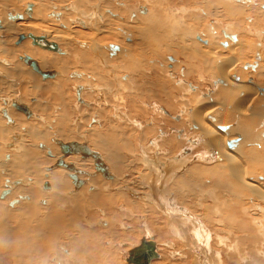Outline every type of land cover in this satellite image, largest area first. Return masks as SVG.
I'll return each mask as SVG.
<instances>
[{
    "label": "bare ground",
    "instance_id": "6f19581e",
    "mask_svg": "<svg viewBox=\"0 0 264 264\" xmlns=\"http://www.w3.org/2000/svg\"><path fill=\"white\" fill-rule=\"evenodd\" d=\"M106 1L108 0L98 1L95 4L94 0V5L91 1L92 5H89V9L90 0H0V63L2 64H0V97H8V99L0 98V187L2 184L4 186V190L0 188L2 189L0 195L1 193L6 195L3 202H0V264H19V262L32 264L34 261L35 264L37 261L41 264H94L92 259L96 257L94 256L96 253L95 250L92 251V246L95 245L89 243L88 237L90 238L91 231L89 232L88 228H92L91 223L96 219L94 216L102 209L105 210V216L115 219L112 220L114 222L110 221L112 225L115 222V224L120 223V218L124 216L146 212L149 213L146 223L152 226L159 224L155 228L160 232V237L166 234L162 233V229H166L167 225L177 231L176 234L180 237L187 235L188 239L179 238L177 243L179 249L180 246L183 249L192 246L186 253L188 261L195 262L193 251L203 264H231L229 263L231 258L238 253H244L243 258L240 256V264L246 262L258 264L259 254L256 259V254L253 256L250 253H258L257 246L264 244V130L257 131L258 126L264 125V32H262L264 4H259L264 0L115 1L121 4L118 5L122 6L120 9H117V6H114L116 9L113 8L110 1L109 3ZM27 3L35 4L31 16L23 15L21 20H7V12L22 13ZM30 5L32 7V4ZM104 8L109 10L105 15ZM197 9H204L210 16H216L215 27L226 21L230 24L224 25L223 29L214 36H211V32L207 29L206 35L210 37L208 39L196 37L197 41L187 40L183 33H178L176 38H170L169 29L165 30L167 16L173 11L198 12ZM50 12L52 16L49 15ZM246 12L248 16H245ZM242 18L250 24V27H254L252 30L256 39H249L251 35L247 37L246 31L242 30V25L245 24ZM98 22L104 26L106 24L107 33ZM78 25L83 28L90 27L93 32L82 31ZM232 25H234L233 32L230 28ZM258 28L261 31L259 35ZM223 30L232 32L233 37ZM194 32L195 29L192 28L191 34ZM18 34L44 37L47 41L55 43L57 50L51 51L35 47L37 45L32 46L29 37L19 45L13 46ZM223 34L227 38L224 39ZM218 35L220 40L216 39ZM9 41L12 44L7 47ZM111 50L118 52L113 56L110 54ZM24 55L35 60L41 71H52L53 77L42 79L39 73L30 67L31 70L18 59ZM178 58L181 60L179 61ZM103 61H105L104 66L100 63ZM120 62L125 64L122 73L117 68ZM181 65L187 67V72L182 73L183 79L176 80L173 73L179 71ZM241 69L247 74L245 79H242L245 74ZM195 72H198L199 79L213 85L214 94L220 93V98L217 94L219 103L214 104L216 98L209 90H207L208 94L198 97L197 94H192L196 89L184 81V77L193 78ZM69 75L73 78L70 79ZM38 78L44 82L48 79L54 80L38 84ZM138 78L141 79L140 82ZM168 79L174 92L184 93L181 98L176 97L169 88H166L169 89L167 91L163 88L168 85L166 84ZM18 83L21 93L12 101L10 97L16 94L12 89ZM69 84L73 86L74 96L80 103L73 99L74 103L77 102L79 105L75 107H88L89 119H93L92 122L95 124L99 122L98 126L89 128L98 138L93 143L90 142L92 145L88 143L92 139L87 142L89 145L81 139L80 141L73 138L69 141L68 138L71 136H64L71 134L65 133L68 130L66 128L68 123L64 122L66 119L59 117L52 127H55L57 134L64 136V139L58 137V140L57 137H52L57 145L54 147L48 143L44 131L39 129L40 122L25 121L22 114L15 113L9 106L11 101V106L13 102L23 105L30 112L28 118L37 116L38 119L42 121L46 119L47 122L50 115L47 114L48 118L46 117L45 109L48 105L39 104L38 100L41 98L44 100L45 97L48 102L50 100L51 103L59 105L64 99V93H69ZM84 86L87 87L86 93L92 99L84 96L86 95ZM141 89H147V94L150 92L149 89H152L150 94L155 96V100H159L155 101L157 104L164 98L163 103L168 110L174 111V105L179 104L180 107H177L178 105L175 107L180 108L176 110L178 114L172 118L177 122L175 125L178 127H184L183 124L187 123L185 127L191 130V134L185 128L178 140L176 135L161 136L158 140L155 138V142L151 141V146L161 150L155 148L154 152L151 146L149 148L150 144L147 148L140 147L142 153L138 158L139 162L137 156L134 158L132 155V157L134 163L137 161L138 166L143 164L144 172L133 174L137 176L136 181L130 182L122 178L124 170L130 165L128 158L124 160V155L126 153L129 155L127 151L124 153V150L127 148L129 152L131 150L134 152L139 149L136 148L137 144L131 147L133 142L128 143L131 139L124 138L127 132L124 129L128 124L126 126V123L122 124V119L126 120L127 113L121 108L126 105L125 102L131 101L129 96L132 92L138 94ZM76 93H79V96ZM106 94H110L113 100L111 107L108 106L109 111H99L102 104L91 107L98 100L104 104ZM139 94L137 98L140 99ZM31 96L36 98V102L33 103L35 112L27 104ZM187 97L190 99L187 100ZM133 102L134 104L129 103L132 104V108L137 104V101ZM39 105H45L44 110L36 111ZM133 110L135 112V107ZM2 111L4 116L6 111L11 119L2 117ZM64 112H68L67 107ZM102 119L106 123L103 128ZM6 124L8 128L5 127ZM97 127H100V130ZM22 128L24 131H21ZM14 130L18 132L12 134ZM87 136L86 134V138ZM158 141L161 146L157 144ZM70 142H76L94 153L101 160L104 172L95 168L94 159L90 156L82 157L79 153L64 155L59 144ZM1 144L6 148L9 147L10 150L6 152ZM16 145L20 147L16 148ZM175 147L181 148L178 154L166 156L163 161L158 159L160 154L164 156L167 151ZM102 150L106 158L105 155L102 156ZM148 150L152 151L148 152ZM152 152L159 155L156 156ZM184 157L188 159L187 163L180 161ZM195 158L202 160L189 163ZM3 159H7V163ZM59 160L71 168L58 165ZM108 163L110 167L111 164L114 166L115 175L110 171ZM42 167L45 174L40 170ZM136 169L139 168L136 166ZM99 175L111 181L101 180L102 186L98 192ZM83 176L88 177V181L81 180L85 178ZM76 180L79 182L78 186ZM109 182L112 185L113 183L126 185V192L108 193ZM42 185L43 189H49V195L39 191ZM136 191L138 193L133 194ZM139 191L144 192V195H139ZM130 195L137 199H132ZM39 198H47V204H42L45 202L44 199L37 202ZM12 200L13 202H10ZM8 202L10 207H6ZM34 202L48 207L38 211L41 207H36ZM121 203L125 206V210L121 208L125 214H119L114 210V207H118ZM145 203L148 206H145ZM11 207L14 208L10 209ZM251 212L263 219L250 217ZM161 218H164L165 222L162 223ZM104 220L101 223L107 226L108 220ZM112 225L108 229V234L113 230ZM119 225L124 226V224ZM148 227L151 226H144L149 234L144 238L155 243L156 239L154 240L151 232L148 231L154 227L151 229ZM93 233L94 231L91 234ZM52 246L55 247L53 250ZM193 246L197 250H193ZM49 249L52 251L50 250L47 256L46 251ZM176 251L179 252L178 249ZM262 256L264 257V253ZM158 258L157 254L154 260Z\"/></svg>",
    "mask_w": 264,
    "mask_h": 264
},
{
    "label": "rangeland",
    "instance_id": "374dc122",
    "mask_svg": "<svg viewBox=\"0 0 264 264\" xmlns=\"http://www.w3.org/2000/svg\"><path fill=\"white\" fill-rule=\"evenodd\" d=\"M91 1H92V3H93V1L94 0H90V2L88 3V7H89V5H92V3H91ZM98 1H105V0H95V4L98 2ZM109 1H110V4H112L113 5V8H115L116 6H117V9H120V8H122V6L120 7V6H118V5H121V4H118V3H116V2H118V0H108V1H106L107 3H109ZM116 1V2H115ZM234 2H235V0H233ZM256 1V0H255ZM258 1V0H257ZM119 2H120V0H119ZM261 3H263L264 4V2H260L259 4H261ZM115 4V5H114ZM93 5H94V3H93ZM142 5H144V4H142ZM115 6V7H114ZM146 7H147V5H145ZM112 8V9H113ZM89 9H90V7H89ZM105 9V8H104ZM103 9V11H104V15H105V12H109V10H104ZM116 9V8H115ZM130 10H131V8H130ZM129 10V11H130ZM90 11V10H89ZM197 11L198 12H192V11H178V12H172V13H170L168 16H167V23H166V27H165V30L166 29H169V37L170 38H172V37H177V35H178V33H183L184 34V37H185V39H187V40H196L195 38L196 37H203V38H206V39H208V38H210V37H208L207 35H206V32H208L207 31V29L211 32V36H214V35H216L217 33H219V31L221 30V29H223V26L224 25H227V24H230L228 21H226V22H224V23H222V24H220L218 27H215L214 26V23H215V19H216V16H210L209 15V13H208V11H206V10H204V9H197ZM247 14H245V16H248V12H246ZM48 17V16H47ZM47 17H46V19H47ZM108 20L110 19V18H107ZM106 19V21H108ZM28 20H30V19H28ZM80 20V19H79ZM241 20H243V22L245 23L244 25H242V30H244V31H246V33H247V37L248 36H250L249 37V39H252V40H254V39H256V37H255V35H254V31L252 30V29H254V27L252 28V26L250 27V24L249 23H247V22H245V20L242 18ZM82 21V20H81ZM105 21V20H104ZM217 22H219V21H217ZM216 22V23H217ZM98 24H100L101 26L100 27H102V29H104L105 30V32H106V24H105V26L104 25H102V23L101 22H98ZM79 26V25H78ZM87 26V25H86ZM233 26L234 25H232V26H230V28H231V30H232V32H233ZM82 29H81V28ZM90 28V27H89ZM88 27H82V26H79V29L80 30H82V31H92V29L90 30ZM192 28L193 29H195V32L194 33H192L191 34V32H192ZM249 28V29H248ZM260 29L262 28L261 26L259 27ZM258 28V35L260 34V32L261 31H259L260 29ZM84 29V30H83ZM86 29V30H85ZM89 29V30H88ZM248 29V30H247ZM104 30H103V32H104ZM255 30H256V28H255ZM262 30V29H261ZM223 31H225L224 33H229L230 35H231V37H233V33L232 32H230L229 30L227 31V30H223ZM250 33V34H248V32ZM93 32V31H92ZM262 32H264V29H263V31ZM107 33V32H106ZM237 34H238V32H237ZM252 35L254 36V37H252ZM223 36H224V39L225 38H227L224 34H223ZM234 37H235V35H234ZM216 39H218V40H220V38H219V35L217 36V38ZM234 39V38H233ZM111 40V39H110ZM174 40H176V39H174ZM223 40V39H222ZM197 41V40H196ZM199 41V40H198ZM10 44H12V42L11 41H9L8 43H7V47L10 45ZM15 45V42L13 43V46ZM32 47V46H31ZM203 49V48H202ZM118 51L116 50V51H113V50H111L110 51V54H112L113 56H115V54L117 53ZM111 57V56H110ZM109 59H112V58H109ZM178 60L180 61L181 60V58H178ZM18 61V60H17ZM106 61V60H105ZM105 61H103V62H100L101 63V65L102 66H104L105 65ZM162 63H163V61H162ZM214 63V62H213ZM1 64V63H0ZM2 65V64H1ZM119 67H117L118 68V70H120L121 71V73H122V71H123V67H124V65L125 64H123L122 62H120L119 64ZM30 68V67H29ZM31 69V68H30ZM32 70V69H31ZM242 70V69H241ZM181 71V72H180ZM183 71V72H182ZM187 72V67L184 65H181V69L179 70V71H176V73H173L174 74V76H175V79L176 80H181V78H182V73H184V72ZM243 71V73L245 74V70H242ZM179 72V74H177ZM171 74V73H170ZM194 76H193V78H192V76L191 77H189L188 79H186L185 77H184V81H186V82H188V83H190V85H192V86H194L195 87V89H196V92L194 91V93H192L193 95L194 94H197L196 96L198 97V96H202V94H208V91L207 90H209V91H211V95H213L214 94V92H212L214 89H213V85L211 84V83H209V82H204L203 80H201V79H199V75H198V72H195V74H193ZM246 75L247 74H245V76H244V78H242V79H245V77H246ZM181 76V77H180ZM70 79H72L73 77H70V75L68 76ZM240 77V76H239ZM39 79V78H38ZM183 79V78H182ZM41 79H39V81L37 82L38 84H40V82H41V84H45V82H52L54 79H48V81H40ZM52 80V81H51ZM170 79H168V82L166 83V84H168V85H165V87H163V88H165V90L167 91V90H169L170 89V91H172L175 95H176V97H182L183 96V94L184 93H182V92H179V91H176V92H174V88H172L171 89V84H170V82L171 81H169ZM141 81V79H139L138 78V82H140ZM44 82V83H43ZM202 84V85H201ZM20 84L18 83L17 85H15L14 87H13V89H12V92L13 93H16L13 97H10L12 100H14V97H15V99H17L19 96H20V93H21V88H20V86H19ZM170 86V87H169ZM200 86V87H199ZM69 89H68V91H69V93L68 92H66V93H64V99H62L61 100V103L58 105V104H53V103H51L50 102V100H49V102H48V99H46L45 97H44V100H43V98H41L40 100H38L39 102V104H46V105H48V106H46V109H45V115H50V118L49 119H47V122H46V119H43V121H42V119H38V117L37 116H35V117H33L32 119H30V118H28V117H26L22 112H20V111H18V110H16L14 107H11V110H13L15 113L16 112H19L20 114H22L23 115V119H25V121H29V122H32V123H38V122H40L39 123V125H38V127H39V129L40 130H43L44 131V134H45V138H48V143L50 144V145H52V146H54V147H56L57 145L53 142V140H52V137H61V136H59L58 134H57V132L55 131L56 129H54L55 127H52L53 126V123L55 122V120L56 119H58L59 117H61L62 119H66L64 122H67L68 123V127H66L68 130H67V132H65V133H71V134H66V135H64V136H71V137H69L68 139H70L69 141H72L71 139H73V140H82V141H84V142H86V144H88V143H93V141L94 140H98V138H96L95 137V135H93L92 134V132H90L91 130V127L92 126H98L99 125V122H98V124H95V122H92L93 121V119H89V117H88V114L90 113L89 112V109H88V107H84L83 108V106L82 107H80V108H76L75 107V105H78V101H77V99L75 98V94H74V89H73V86H70V84H69ZM85 87V86H84ZM150 87V86H149ZM175 87V86H174ZM166 88H169V89H166ZM179 88H183V87H179ZM133 89V88H132ZM206 89V90H205ZM150 90V92L147 94V89L146 90H143V89H141V91H139V97H141L140 99L139 98H137L138 97V94H136V93H129L130 94V96H129V99L131 100L129 103H132V104H134V102L133 101H137V104H138V106L140 105V104H142V105H140L139 107L137 106V104L135 105V106H133V108H132V104H130L129 105V103H124V104H126L125 106H122V108H121V110L122 111H124V112H126L125 114H126V116H127V118H126V120L124 119H122V121H123V123L122 124H125V126L128 124V126L130 125V127L128 128V126L124 129V131L125 130H127V132H125V135H124V138H127V139H131L130 141H128V143H130L131 141L133 142V144H132V146L131 147H133V145L134 144H137V146H136V148L137 149H139L140 147H148V145H149V148H151L152 146H151V141L152 142H155V140H158V138H160L161 136H175L176 135V138H177V140L179 139V136L182 134V133H184V129L186 128V131L187 132H190V134H191V130L190 129H187V127H185L186 125H187V123H184L183 125H184V127H178V126H176L175 125V123H177V122H175V120L172 118L174 115H177L178 114V110L180 109H178V108H175L177 105V107H180L179 106V104H173L174 105V108L173 109H175L174 111H171V110H168L167 108H166V106H165V103H163L164 102V98H162V102L161 103H156L155 101H159V100H155V96L154 95H152V94H150L151 93V91H152V89H149ZM144 91V92H143ZM18 92V93H17ZM73 92V93H72ZM87 87H85V94L86 95H84V93H83V95L84 96H87V99L89 98V97H91V96H89L87 93ZM146 93V94H145ZM72 94V95H71ZM126 94L128 95V93L126 92ZM142 94V95H141ZM164 93L162 92V95H163ZM218 94V96H219V98H220V93H217ZM217 94L215 93L214 94V97L216 98V101L214 102V104H217V103H219V98H218V96H217ZM107 95H109V97L107 96ZM141 95V96H140ZM145 95H147L146 97H145ZM211 95H209V96H211ZM71 96H73V97H71ZM84 96H83V98H84ZM89 96V97H88ZM132 96V97H131ZM152 96V97H151ZM154 96V97H153ZM208 96V95H207ZM108 97V98H107ZM111 96H110V94H106V97L104 96V98H106V101H105V99H104V101H105V103L103 104V103H101L99 100L95 103V104H93L91 107H94V106H98V105H101L102 104V106L98 109L99 111H101V112H107V111H109V107H111V103H113V100H112V97L110 98ZM163 97V96H162ZM191 97V96H190ZM190 97H187V100L188 99H190ZM0 98H5V99H8V97H0ZM32 98V99H31ZM68 98V99H67ZM132 98L134 99V100H132ZM135 98H137V99H135ZM149 98H151L150 100H149ZM11 99H9V100H11ZM70 99V100H69ZM72 99V100H71ZM73 99H75V101H77V102H75L74 103V101H73ZM84 99H86V98H84ZM91 99H92V97H91ZM111 99V101L109 102V100ZM124 99H126V98H124ZM42 100V101H41ZM69 100V101H68ZM94 101H95V97H94V99H93ZM108 100V101H107ZM140 100V101H139ZM142 100V101H141ZM146 100V101H145ZM186 100V101H187ZM221 100V99H220ZM138 101H139V103H138ZM19 102V101H18ZM34 102H36V98L35 97H33V96H31V97H29V99H28V102H27V104H28V106H30L31 107V110L32 111H34L35 112V110H34V108H33V106H35V104L33 105V103ZM87 102L91 105V102H89L88 100H87ZM107 102H109V103H107ZM150 103V104H149ZM71 104H72V106H71ZM80 104V103H79ZM1 105L3 106V103H1ZM104 105L106 106V107H104ZM155 105V106H154ZM40 107H37L36 108V111H38V110H40V109H42V110H44V107L43 106H45V105H39ZM69 106H70V108H69ZM79 106V105H78ZM109 106V107H108ZM153 106V107H152ZM158 106V107H157ZM5 107V106H4ZM65 107H67V109H68V112L69 111H71L69 114H68V112L67 113H65L64 112V110H65ZM104 109H103V108ZM134 107H135V112L137 113V112H139V113H135L134 112ZM143 107H145L144 108V110L146 111H143ZM61 108V109H60ZM97 108V107H96ZM106 108H108V110L106 109ZM128 108V109H127ZM136 108H138V109H136ZM153 108H155V109H153ZM162 108V109H161ZM72 109V110H71ZM132 111H131V110ZM140 109V110H139ZM146 109H148V111L146 110ZM75 110V112H73ZM87 110V111H86ZM104 110V111H103ZM130 111L129 113L127 112V111ZM137 110H139V111H137ZM177 110V111H176ZM183 110V109H182ZM89 112V113H88ZM134 112V113H133ZM141 112H143V113H141ZM146 114H145V113ZM152 112V113H151ZM1 113V112H0ZM132 113H133V115H132ZM162 113V115H160ZM35 114V113H34ZM70 114H72V116H70ZM104 114V113H103ZM134 114H135V116H134ZM142 114H144L143 116H142ZM151 114V115H150ZM157 114V116H155V115ZM37 115V114H36ZM48 115L46 116L47 118H48ZM59 115V116H58ZM61 115V116H60ZM105 116H107L106 115V113L104 114ZM132 115V116H131ZM141 115V116H140ZM1 116L3 117V115L1 114ZM131 116V117H130ZM139 116V117H138ZM146 116V117H145ZM25 117V118H24ZM129 117V118H128ZM142 117V118H141ZM159 119H158V118ZM163 117H165V118H163ZM144 118V119H143ZM150 120V121H149ZM105 121V120H104ZM103 121V119H102V128H103V125H104V127L106 126V123ZM167 121V122H166ZM184 122H186V119H185V121ZM31 123V124H32ZM97 123V122H96ZM132 124V125H131ZM137 124V125H136ZM142 124V125H141ZM136 125V126H135ZM56 126V125H55ZM123 126V125H122ZM133 126V127H132ZM262 126V127H261ZM261 126H258L257 127V131L259 132V131H263L264 130V125H261ZM5 127L6 128H8L7 127V124L5 125ZM45 127V128H44ZM51 127V128H50ZM101 127V126H100ZM100 127H97L99 130H100ZM53 128V129H52ZM90 128V129H89ZM47 131H49V132H47ZM72 129V130H71ZM259 129V130H258ZM89 130V131H88ZM93 130H94V127H93ZM21 131H24V129L22 128V130ZM42 131V132H43ZM69 131V132H68ZM120 131V133H121V130H119ZM18 131H16V130H14L13 132H12V134L13 133H17ZM52 132V133H51ZM56 132V133H55ZM88 132H90V133H88ZM161 133H163V134H161ZM166 133V134H165ZM172 133V134H171ZM175 133H177V134H175ZM20 134H22V133H20ZM85 134V135H84ZM86 134L88 135L87 136V138H86ZM189 134V135H190ZM194 134V133H193ZM63 136V137H64ZM89 136H92L91 138L89 137ZM63 137H61L62 139H64ZM130 137V138H129ZM190 137V136H189ZM192 137V136H191ZM49 138H50V140H49ZM89 138V139H88ZM156 138V139H155ZM59 139V138H58ZM66 139V138H65ZM92 139V141H89V140H91ZM155 139V140H154ZM80 140V141H81ZM40 141V140H39ZM42 141V140H41ZM89 141V142H88ZM88 142V143H87ZM136 142V143H135ZM146 142V143H145ZM90 143V145H92ZM124 143H125V139H124ZM142 144V145H141ZM159 146H161L162 144L158 141V143H157ZM2 145V148L4 149V150H6V152L7 151H9L10 150V148L9 147H7L6 148V146H3V144H1ZM89 145V144H88ZM140 145V146H139ZM128 146H129V144H128ZM134 146V147H135ZM151 146V147H150ZM182 146H185V145H182ZM18 147H20V145H16V148H18ZM155 148L156 149H159V150H161V148H157V147H155V146H153L151 149L153 150V152L155 151ZM125 149V148H124ZM127 149V148H126ZM124 150V153H125V151H127L128 153H129V155L126 153L125 155H124V160H126V158H128L127 159V161L126 162H128L130 165H129V170H131V171H129L128 169H125L124 171H125V173L121 176L123 179H127V181L128 180H130V182L131 181H136V178H137V176H134L135 174H137L136 172H140V173H143L144 172V170H142L143 168V164L142 165H139L138 166V164H136L137 163V161L139 162V160H138V158L139 157H141L140 156V153H142L141 152V150L139 149V150H136V151H128V150ZM181 149V148H180ZM180 149H176V147L173 149V150H171V151H167L166 153H165V155L163 156V155H161L160 154V156L158 157V159L160 160V161H163V158L164 157H166V156H173V155H176V154H178L179 152H180ZM58 150H59V148H58ZM97 150H100V149H97ZM151 150V151H152ZM192 150V149H191ZM190 150V152H193V151H191ZM150 150H148V152H151ZM11 152H13V151H11ZM102 152L104 153V151L102 150ZM101 152V153H102ZM132 152H133V154H132ZM136 152V153H135ZM152 152V153H153ZM201 152V151H200ZM102 153V156H104L105 155V153L103 154ZM136 155H135V154ZM195 153V152H194ZM154 155H159V153H153ZM199 154V153H198ZM10 155V154H9ZM132 155H133V157L135 158L136 156H137V161H136V163H134V161H133V157H132ZM200 155H202V154H200ZM48 156V155H47ZM189 156H191V155H189ZM203 156V155H202ZM49 157V156H48ZM79 157V156H78ZM131 159H130V158ZM104 158H106V155L104 156ZM201 158V157H200ZM80 160H81V158H79ZM141 159V158H140ZM187 158L185 159V157L184 158H181L180 159V161L182 162V163H187ZM199 160H202V159H199V158H195L193 161H192V159L189 161V163H191V162H196V161H199ZM3 161L5 162V163H7L6 161H7V159L5 160V159H3ZM133 161V162H132ZM132 162V163H131ZM134 164V165H133ZM110 164L108 163V167H109V169H110V171L112 172H114V175H115V169L113 168L114 166L111 164V166L112 167H110L109 166ZM42 165H40V167H41ZM134 166V167H133ZM136 166L139 168L138 170L136 169ZM141 168V169H140ZM113 169V170H112ZM40 170H42L41 172H43V171H45V170H43V167L42 168H40ZM127 170H128V172H127ZM142 170V171H141ZM113 172H112V174H113ZM44 173V172H43ZM127 173H128V175H127ZM3 174V172H1V175ZM9 174H10V172H9ZM45 174V173H44ZM134 174V175H133ZM82 176V175H81ZM100 176V175H99ZM128 176V177H127ZM6 177H9L10 178V176H8V175H6ZM12 177V176H11ZM83 177H86V176H83ZM130 177V178H129ZM43 178H44V176H43ZM85 179V178H84ZM86 179H87V181H88V177H86ZM98 179V183H97V186L99 187H97V191L99 192L100 190V187L102 186L101 184L102 183H100V181L102 180V181H104V180H109V179H106V178H103V177H98L97 178ZM133 179V180H132ZM109 181H111V180H109ZM38 182V181H37ZM105 182V181H104ZM39 183V182H38ZM1 185V184H0ZM110 185H112V183H110L109 182V184H108V186L107 187H109V188H107L108 189V191H110V192H108V193H111V192H126L125 190V188H126V185H119V184H115V183H113V185L112 186H110ZM115 185H116V187H115ZM118 185V186H117ZM34 186H37L36 184H34ZM114 186V187H113ZM104 187V186H103ZM122 187V188H121ZM0 188H2L3 190H4V186H3V184H2V186L0 187ZM113 188V189H112ZM119 188H121V189H119ZM2 189H0V190H2ZM41 189V190H40ZM106 189V190H107ZM49 189H43V188H40L39 187V191L40 192H42L43 194H45V195H49L50 193H48L49 191H48ZM89 190V189H88ZM112 190V191H111ZM96 191V192H97ZM87 192V191H86ZM140 193H139V195H142L143 193H142V191H139ZM135 193H138L137 191L136 192H133V194H135ZM95 194V193H94ZM98 194V193H97ZM38 195H39V193H38ZM144 195V194H143ZM6 195L5 194H3V193H1V195H0V202L2 201L3 202V200H4V197H5ZM40 196V195H39ZM130 197L133 199H137L136 197H133V196H131L130 195ZM40 199H44L45 200V202L44 203H42V204H47V198H39V199H37L36 201L37 202H39V200ZM141 201V200H140ZM10 202H13V200L12 201H10ZM10 202H8V203H6V207H10L8 204L10 203ZM25 202V201H24ZM37 202H34V205H36V207H38V208H40L38 211H40L42 208H46V207H48L47 205L45 206V205H39ZM141 203V202H140ZM5 204V203H4ZM149 204V203H148ZM19 205H21V204H19ZM19 205H17V207L19 206ZM121 205V206H120ZM120 205H118V207H114V210L117 212V213H119V214H125V213H123L121 210V208H123L124 210H125V206H123V203H121ZM145 206H148L146 203L144 204ZM150 205V204H149ZM16 206V205H15ZM14 206V207H15ZM40 206V207H39ZM14 207H11L10 209H12V208H14ZM148 210H149V208H147ZM37 210V209H36ZM120 210V211H119ZM42 212V211H41ZM97 212V211H96ZM105 210H101V211H99L98 210V212L96 213V215H97V217H99L98 219H97V217H96V215L94 216V218H96V219H93L94 220V222H92L91 224H92V228H88V231L90 232V238L88 237V240L90 241L89 243L92 245V244H94L95 245V247H93L92 246V251H94L95 250V252L94 253H96L94 256H98L97 258L98 259H96V257L95 258H93L92 259V261H93V263L94 264H126L127 262H126V258H127V256H128V251L130 250V249H132L133 247H135V246H137L139 243H140V241H141V239L142 238H144V236L147 238V236L149 235V234H147V230L146 229H144V226H151V227H148V228H153V229H151L152 231H154V232H152L151 230H148V231H150L151 233L150 234H152V236H153V239L155 240L156 239V241H155V243H156V253L158 254V256H159V258L158 259H156V260H154V261H152L151 262V264H200L201 263V261H199L198 259H197V255H196V252H192V254H193V259L195 260V262H191V261H188V255L186 254L187 253V250L189 251V248H191L192 246H190V247H188V248H186V249H183V247H181L180 246V249H179V244L177 243L178 242V239L179 238H187L188 239V237H187V235H185L184 237H180L179 236V234H176L177 233V231H175V230H173V229H170L169 227H168V225L166 226V229H162V233H166V234H164V236L162 235L161 237H160V232H158L157 230H156V228H155V226L157 227V226H159V224L158 225H155V226H152V225H150V224H148V223H146L147 222V217L149 216V213H146V212H144V213H140L139 214V212H138V214H133L132 216L131 215H127V217H123V218H120V220L121 221H119L120 223H117V224H111V222H114V221H112V220H115V219H113L111 216H109L110 217V219H109V217H108V215H106L105 216ZM253 214V215H252ZM129 216H131L132 217V219H131V217L129 218ZM254 216V217H253ZM161 217H163V216H161ZM250 217H253V218H259V219H261V217L260 216H258L257 214L255 215L253 212H251L250 213ZM101 218H103V219H101ZM108 220L107 222V226H105V225H103L101 222L103 221V220ZM162 219V223L163 222H165V221H163V219L164 218H161ZM161 219H160V221H161ZM263 219V218H262ZM261 219V220H262ZM59 220V219H58ZM96 220V221H95ZM104 220V221H105ZM151 220H156L155 218H151ZM60 221V220H59ZM98 221L100 222V223H98ZM111 221V222H110ZM121 222H123V223H121ZM144 222V223H143ZM97 223V224H96ZM161 222H160V224H162ZM109 224V225H108ZM119 224H124V226H121V225H119ZM111 225H112V229L114 230H112V232H109V234L107 233L108 232V229L111 227ZM89 226V225H88ZM115 226V227H114ZM122 228H121V227ZM133 226V227H132ZM116 228V229H115ZM165 228V227H164ZM90 229V230H89ZM155 229V230H154ZM146 230V231H145ZM164 230V231H163ZM170 230V231H169ZM94 231V233L93 234H91L92 232ZM95 231H96V233H95ZM125 231V232H124ZM155 231H157V232H155ZM169 233H168V232ZM99 233V235H98V237H96V235ZM115 232V233H114ZM120 232H123V234H120ZM175 232V234H173ZM124 233H126V234H124ZM170 234V235H168V234ZM114 234H115V236H114ZM117 234V235H116ZM124 235H126L125 237H122V236H124ZM157 235H159V236H157ZM48 236H50L49 234H48ZM92 236V237H91ZM127 236H129V237H127ZM132 236V237H131ZM167 236H169V237H167ZM96 237V238H95ZM113 239H112V238ZM159 237V238H158ZM167 237V238H166ZM175 237L177 238V239H175ZM91 238H92V240H91ZM114 238H116L115 240H114ZM127 238V239H126ZM136 238V239H135ZM174 238V239H173ZM99 239L101 240L100 242H99ZM119 239V240H118ZM158 239H159V241H158ZM161 239V240H160ZM163 239V240H162ZM165 239H166V241H165ZM97 242H96V241ZM129 240V241H128ZM168 240V241H167ZM174 240V241H173ZM176 240V241H175ZM161 241V242H160ZM173 243H172V242ZM95 242V243H94ZM98 242L100 243V244H98ZM109 242V243H108ZM102 243V244H101ZM177 243V244H176ZM102 247H101V246ZM112 245V246H111ZM261 245V244H260ZM260 245H258L257 247V249H259V250H257L256 249V251L258 252V253H256V252H252V253H250V254H252L253 256L255 255V257L258 255V257H259V259H257V257H256V259H257V263L258 264H260V263H262V262H264V261H262L263 259H264V257L262 256V254L264 253L263 252V250H264V247H263V245L264 244H262L261 246ZM98 246V247H97ZM108 246V247H107ZM109 246H111V247H109ZM108 249H107V248ZM199 247H201V246H199ZM55 248V247H54ZM53 248V246H52V250L54 249ZM103 248V249H102ZM104 248H105V250H104ZM51 249H49V251L47 250L46 251V255L48 256L49 255V253L52 251ZM99 249H101V250H104V251H101V250H99ZM178 249V251L180 252H177L176 250ZM193 250L195 249V250H197L196 249V247L195 246H193V248H192ZM261 249V250H260ZM263 249V250H262ZM51 250V251H50ZM66 250V249H65ZM107 250V251H106ZM111 250V251H110ZM186 250V251H185ZM200 250H202V248L200 249ZM109 251V252H108ZM174 251V252H173ZM99 252V253H98ZM110 253V254H108V253ZM182 252H184L183 254H182ZM261 252V253H260ZM104 253V254H103ZM114 253V254H113ZM180 254H182V256L184 257V258H182V256L180 255ZM102 255V256H101ZM108 255V256H107ZM116 255V256H115ZM187 255V256H186ZM46 256V257H47ZM106 256V257H105ZM114 256V257H113ZM169 256V257H168ZM240 256L243 258L244 256H245V254L244 253H238L237 254V256H235V257H233V258H231L230 259V261H229V263H231V264H240L241 263V261H240ZM111 257V258H110ZM248 257H250V255H248ZM107 258L109 259V260H107ZM182 258V259H181ZM261 258V259H260ZM263 258V259H262ZM104 259V260H103ZM118 259V260H117ZM178 259H180V260H178ZM186 259V260H185ZM107 260V261H106ZM112 260V261H111ZM186 262H185V261ZM234 260L236 261L235 263H234ZM98 261V263H96ZM184 261V262H183ZM198 261V262H197ZM51 262V261H50ZM114 262V263H113ZM197 262V263H196ZM37 263L38 264H41V262L40 261H37ZM36 263V264H37ZM52 263V262H51ZM19 264H22L21 262H19ZM32 264H35V261H34V263H32ZM46 264V263H45ZM201 264H203V263H201ZM245 264H251V263H245Z\"/></svg>",
    "mask_w": 264,
    "mask_h": 264
},
{
    "label": "water",
    "instance_id": "95a60500",
    "mask_svg": "<svg viewBox=\"0 0 264 264\" xmlns=\"http://www.w3.org/2000/svg\"><path fill=\"white\" fill-rule=\"evenodd\" d=\"M26 14L30 15L31 14V5L29 4L24 11ZM12 18H21L20 15H16L15 17H10ZM29 38L32 40L33 45H37L38 47L46 50H51V51H56L57 46L53 42L47 41L44 37H35L32 35H28ZM25 38L23 34H20L16 43H19ZM23 62L31 67L34 71L40 74L42 79H46L49 77H53L54 73L52 71H41L38 67V64L35 60H33L29 56H25L22 58ZM13 107H15L17 110L23 112L26 117L30 116V112L28 109L23 106V105H18L15 102L12 103ZM60 149L64 155L69 154V153H79L82 157H92L94 159L95 163V168L99 171L104 172V167L102 165L101 160L94 154L92 153L88 148L84 146H80L76 142H70V143H60L59 144ZM58 165L71 168L68 165H65L62 160H59L57 162ZM76 185H79V182L76 180ZM157 258V254L155 252V243L152 240H147L145 238H142L140 243L130 249L128 251V256L126 258V262L128 264H151V261Z\"/></svg>",
    "mask_w": 264,
    "mask_h": 264
},
{
    "label": "flooded vegetation",
    "instance_id": "af4514ba",
    "mask_svg": "<svg viewBox=\"0 0 264 264\" xmlns=\"http://www.w3.org/2000/svg\"><path fill=\"white\" fill-rule=\"evenodd\" d=\"M30 4H32V7H31V14H32V9L34 8V6H35V4H33V3H30ZM27 6H28V3L26 4V6H25V8H23L24 10H22V13H17V12H7V15H6V18H7V20L8 21H15V20H21L22 18H23V15H26V17L28 16V14H26L24 11L26 10V8H27ZM12 13H14V14H12ZM51 13L52 12H50V16H52L51 15ZM31 14L29 15V16H31ZM59 13H56V15H58ZM16 15H20L21 16V18H12V20H10L11 18L10 17H15ZM55 15V16H56ZM58 16H60V14L58 15ZM0 29H1V21H0ZM19 35L20 34H18L17 35V37H16V39H18V37H19ZM25 36V38L22 40V41H20L19 43H16V41H15V45H19L20 43H22L24 40H26L27 38H28V34H26V35H24ZM31 45H32V40H31V43H30ZM32 46H34V45H32ZM35 47H38V46H35ZM40 48V47H39ZM25 56H28V55H24L23 57H25ZM23 57H18V59L19 60H21L22 62H23V60H22V58ZM24 63V62H23ZM25 64V63H24ZM26 65V64H25ZM26 66H28V65H26ZM29 67V66H28ZM80 93V92H79ZM79 93L77 94L78 96H79ZM77 99V98H76ZM15 100V99H14ZM14 100H12V101H14ZM78 100V99H77ZM11 101V102H12ZM11 102H10V104H9V106L10 107H13V106H11ZM5 105H8V104H6L5 103ZM15 108V107H14ZM16 109V108H15ZM17 110V109H16ZM19 111V110H18ZM21 112V111H20ZM23 113V112H22ZM2 114H3V116H4V113H3V111H2ZM5 116H4V118H6V119H11L8 115H7V113H6V111H5ZM24 114V113H23ZM25 115V114H24ZM54 139V138H53ZM52 139V140H53ZM59 140V139H58ZM82 143V142H81ZM96 152V151H95ZM53 165V164H52ZM94 170V169H93ZM94 172V171H93ZM79 178H80V176H79ZM85 179H86V177H85ZM85 179H81V180H85ZM71 181V180H70ZM86 181H87V179H86ZM45 183V182H44ZM43 183V184H44ZM87 184V183H86ZM42 188H43V185H42Z\"/></svg>",
    "mask_w": 264,
    "mask_h": 264
}]
</instances>
